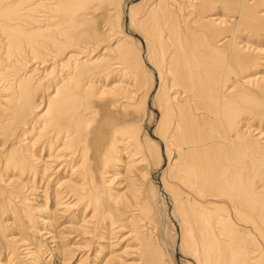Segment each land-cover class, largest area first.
Segmentation results:
<instances>
[{
  "label": "bare ground",
  "instance_id": "6f19581e",
  "mask_svg": "<svg viewBox=\"0 0 264 264\" xmlns=\"http://www.w3.org/2000/svg\"><path fill=\"white\" fill-rule=\"evenodd\" d=\"M158 203L264 264V0H0V264H176Z\"/></svg>",
  "mask_w": 264,
  "mask_h": 264
},
{
  "label": "rangeland",
  "instance_id": "374dc122",
  "mask_svg": "<svg viewBox=\"0 0 264 264\" xmlns=\"http://www.w3.org/2000/svg\"><path fill=\"white\" fill-rule=\"evenodd\" d=\"M168 199L166 198V201H167ZM169 201V200H168ZM167 206H166V208H167V212H165L166 214H165V218H166V220L167 219H170V217L168 216L169 214V209H170V204H166ZM169 205V206H168ZM161 205H160V203H158V205L157 204H155L154 205V207H153V210H154V213H155V216H157V215H159V219L162 217V215L163 214H161V213H163V210L161 209V211H160V207ZM155 208H159L158 210L161 212H159L157 209H155ZM159 212V213H158ZM158 213V214H157ZM168 217H167V216ZM161 216V217H160ZM164 217V216H163ZM165 218H161V220H159L158 219V217H156V219H158L157 221H158V223H160V225H159V227H160V229H158V238L161 240V241H163L164 242V247H166V249H165V252H166V254H167V256L168 257H171V260L173 261L174 260V263H176V264H183V263H180V262H183L184 261V259H187V257H185L181 252H177V251H171V246H170V244H171V238H170V234L172 233V230H171V228L173 227L172 225H175L174 224V222L170 219V220H167L168 221V223H167V226L168 225H170L171 223V225L170 226H165L166 225V221L164 220ZM164 220V221H163ZM170 222V223H169ZM165 223V224H164ZM172 226V227H171ZM171 227V228H170ZM169 228H170V230H169ZM170 232V233H169ZM170 240V241H169ZM167 245V246H166ZM182 259V260H181Z\"/></svg>",
  "mask_w": 264,
  "mask_h": 264
}]
</instances>
